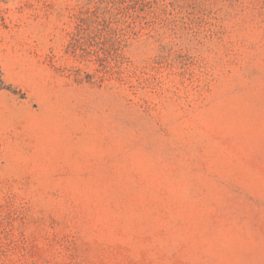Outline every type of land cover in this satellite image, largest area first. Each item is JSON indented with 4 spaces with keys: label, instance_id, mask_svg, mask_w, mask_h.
I'll list each match as a JSON object with an SVG mask.
<instances>
[{
    "label": "rangeland",
    "instance_id": "374dc122",
    "mask_svg": "<svg viewBox=\"0 0 264 264\" xmlns=\"http://www.w3.org/2000/svg\"><path fill=\"white\" fill-rule=\"evenodd\" d=\"M0 264H264V0H0Z\"/></svg>",
    "mask_w": 264,
    "mask_h": 264
}]
</instances>
